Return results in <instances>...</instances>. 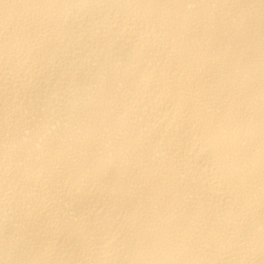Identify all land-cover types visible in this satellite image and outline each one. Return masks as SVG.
<instances>
[{
  "label": "bare ground",
  "instance_id": "obj_1",
  "mask_svg": "<svg viewBox=\"0 0 264 264\" xmlns=\"http://www.w3.org/2000/svg\"><path fill=\"white\" fill-rule=\"evenodd\" d=\"M0 264H264V0H0Z\"/></svg>",
  "mask_w": 264,
  "mask_h": 264
}]
</instances>
